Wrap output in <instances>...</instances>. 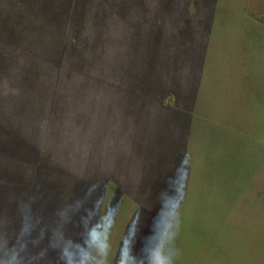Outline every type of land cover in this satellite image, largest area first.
<instances>
[{
    "label": "rangeland",
    "instance_id": "rangeland-1",
    "mask_svg": "<svg viewBox=\"0 0 264 264\" xmlns=\"http://www.w3.org/2000/svg\"><path fill=\"white\" fill-rule=\"evenodd\" d=\"M241 48L264 0H0V264H264V121L204 81Z\"/></svg>",
    "mask_w": 264,
    "mask_h": 264
},
{
    "label": "crops",
    "instance_id": "crops-1",
    "mask_svg": "<svg viewBox=\"0 0 264 264\" xmlns=\"http://www.w3.org/2000/svg\"><path fill=\"white\" fill-rule=\"evenodd\" d=\"M238 1L241 2V0ZM255 36L256 38L262 39L259 34H255ZM259 46H261V44H259ZM235 49L237 50V47L233 46L230 50L233 51V53H237ZM244 49L246 50V55L243 53L245 50L243 51V48H241L240 52L237 54L240 58L239 60H237L238 58L234 56L233 53V58L230 59L229 57H225L224 63L218 59L219 63L216 64L220 73L222 71L221 75L218 73L217 79L215 76V69L211 70L212 73H210V75H212V78H207L204 81L208 82L209 91L212 82H224V105L225 111H227L228 114L230 113L228 117H238L242 120L246 118H256L258 123L261 124V122L264 121V63L259 60L262 55L261 48H259L260 56H258L259 50L251 53L249 48ZM225 51L224 56H228L227 54H229V52L227 49H225ZM216 64L213 65L214 67H210L216 68ZM177 70L178 82H186L185 86L187 85V88L192 82L201 81L200 77L202 76L199 75V71L194 64H179Z\"/></svg>",
    "mask_w": 264,
    "mask_h": 264
},
{
    "label": "clouds",
    "instance_id": "clouds-1",
    "mask_svg": "<svg viewBox=\"0 0 264 264\" xmlns=\"http://www.w3.org/2000/svg\"><path fill=\"white\" fill-rule=\"evenodd\" d=\"M147 264H152V261H151V260H149V261L147 262Z\"/></svg>",
    "mask_w": 264,
    "mask_h": 264
}]
</instances>
